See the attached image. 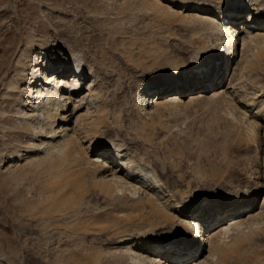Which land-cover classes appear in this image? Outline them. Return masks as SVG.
<instances>
[{"label": "rangeland", "instance_id": "374dc122", "mask_svg": "<svg viewBox=\"0 0 264 264\" xmlns=\"http://www.w3.org/2000/svg\"><path fill=\"white\" fill-rule=\"evenodd\" d=\"M232 2L251 3L0 0V264H125L110 251L116 240L165 235L169 225L177 227L173 223L158 227L142 193L97 185L86 156L75 173L68 164L52 162L39 148L30 147L38 133L15 118L25 99L15 87L26 82L18 66L25 54L38 59L40 72V62H45L41 56L47 55L51 62L54 52H76L92 64L100 84L93 101L87 102L93 112L88 116L91 120L86 118L93 128L87 138L97 148L119 146L126 161L142 172L137 180L148 192L157 194L145 167L173 194L243 193L253 183L264 189V62H255L249 73L242 71L235 78L236 97L230 105L217 100L160 109L147 116L138 113L137 90L163 78L155 90L170 84L165 79L185 70L190 54L197 51L198 27L181 19L180 8ZM229 72L228 68L217 88L227 84ZM254 101L255 111L246 110L245 105ZM244 111L254 120L251 137L257 135V143L244 136L247 125L236 124ZM10 161L11 168L5 165ZM75 179L80 182L74 186ZM138 197L144 199L140 202ZM234 240L220 264H253V253H264L260 234ZM241 240L246 242L237 244ZM244 251L248 253L239 255Z\"/></svg>", "mask_w": 264, "mask_h": 264}, {"label": "bare ground", "instance_id": "6f19581e", "mask_svg": "<svg viewBox=\"0 0 264 264\" xmlns=\"http://www.w3.org/2000/svg\"><path fill=\"white\" fill-rule=\"evenodd\" d=\"M250 2V5L245 3V6L244 2H232L217 6L196 3L181 7L178 12L182 15L181 19L198 27L197 32H194L199 39V45L195 48L197 51L190 54L191 63L185 70L165 79L170 84L155 90L164 83L163 78L154 85L146 84L137 90L138 113L147 116L160 109H175L217 100L230 105L236 97L235 78L238 79L242 71L249 73L255 62H264V2ZM239 18L240 23L237 22ZM211 45L216 49L210 50L208 47ZM26 55L21 56L18 62L19 72L26 82L24 87H19L20 84L15 86L17 93L25 96L23 103L16 109L15 118L38 133L37 139L31 140L30 147L39 148L41 155L51 157L52 162L57 160L58 163L68 164L75 173L82 169L79 160L83 161L82 157L86 156L85 162L97 185L106 186L107 190L121 186V189L125 187L126 190L127 187L133 194L140 192L146 196L143 199L154 216L149 217L154 219L158 227L177 224V227L169 225L165 235L145 234L116 240L110 248L116 258L125 261V264H220L231 250L230 247H233L230 242L234 239L240 240L254 234L264 237V189L261 184L253 183L243 193L241 190L235 194L222 192L215 195L217 197L200 193L187 195L184 191L173 194L145 167L152 175L150 179H153L154 190L158 195L148 192L137 180L142 172L126 161L124 151L119 146L110 144L97 148L87 138L93 134L91 123L86 121L93 115L87 102L93 101L95 90L100 84L92 64L76 52L65 51L60 55L54 52L51 62H48L50 58L47 55L41 56L45 62H40V72L37 69L38 59L34 55ZM228 68L227 84L217 88ZM28 75L32 76V81L26 79ZM152 92L154 94L150 96ZM257 105V101H254L245 107L251 111ZM255 114H261L260 110ZM239 115V118L236 117L238 121L234 122L241 126L247 125V129L242 130L244 136L257 143V135L251 137L254 120L245 111ZM262 137L264 139V134ZM86 143L88 146L84 147ZM17 161H21V156ZM12 164L10 161L5 165L11 168ZM79 180H73L74 186ZM242 241L246 242L241 240L237 244ZM245 252L248 253L244 251L239 255L242 253L244 256ZM260 252L253 253V264H264V253L261 258Z\"/></svg>", "mask_w": 264, "mask_h": 264}, {"label": "snow or ice", "instance_id": "6c2138e0", "mask_svg": "<svg viewBox=\"0 0 264 264\" xmlns=\"http://www.w3.org/2000/svg\"><path fill=\"white\" fill-rule=\"evenodd\" d=\"M225 231H227V229H225Z\"/></svg>", "mask_w": 264, "mask_h": 264}]
</instances>
